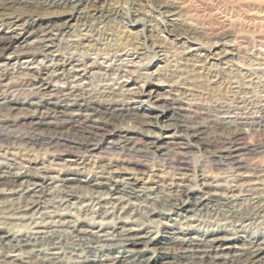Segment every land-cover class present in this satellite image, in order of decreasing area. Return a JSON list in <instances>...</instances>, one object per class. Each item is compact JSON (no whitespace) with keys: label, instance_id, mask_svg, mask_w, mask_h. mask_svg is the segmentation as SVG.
<instances>
[{"label":"rangeland","instance_id":"1","mask_svg":"<svg viewBox=\"0 0 264 264\" xmlns=\"http://www.w3.org/2000/svg\"><path fill=\"white\" fill-rule=\"evenodd\" d=\"M165 1L173 2L170 9L176 13L180 29L192 32L190 38H174L164 32H138L139 25H130L136 15L145 16L147 19L157 17L153 7L158 1L106 0L105 5L117 6L125 14V19L95 25L91 32L92 36L86 42L89 46L82 50H88L86 52L90 57H94L93 51H89L87 47L92 46L91 48L101 54L105 51L113 53L121 49L129 50L131 53L136 49L137 57L123 55L119 60L112 61L111 68L98 69L95 66L88 69L85 79L81 82L85 84L86 91H91L90 93H95L106 81L112 84L114 81L118 82L114 85L117 87L122 79L126 80L122 83L124 89L129 87L141 89L142 95L135 99L140 100V103H136L139 107L137 112H147L151 106L157 105L158 110L152 113L155 117L145 122L120 120L116 127L129 130L138 127L145 129V134L134 135L133 141L141 145L145 137H158L157 145L161 147L162 153L180 152L179 145L183 141V137L179 136L181 131L170 121L164 123L166 106L173 107L177 114L196 116L198 122L208 125L217 123L214 119L217 111L222 114L228 111L226 115L248 120V124L242 127V136L240 135L241 137L236 140V143L248 146L240 154L244 167L239 171L245 175H255L257 169H262L263 175L258 181L264 188V168H262L264 166V0ZM136 6L138 8H135ZM56 10L60 9H55V12L39 10L40 12H37L39 14L33 16L35 21L31 19L25 23L22 33L26 36L31 30L37 33L41 27H50L59 23L61 18L56 14L58 13ZM16 16H22L19 8H11L8 14L0 16V34L7 31L8 23ZM79 23V21L74 22L69 29L72 33L70 38L77 33L80 28ZM33 35L27 36L25 41H31ZM224 36L226 37L223 38ZM221 38L226 41L215 43L216 45L213 43ZM66 39V35L62 37L56 35L53 41L61 46L59 53L53 52L50 58H46L43 62H40L41 55L30 60V56L16 52L15 55L18 57L14 58L16 57L14 56L5 68L0 69L1 73L3 72V82L11 83L13 86L24 78L34 79L37 85L42 82L49 90L43 97L45 99L48 98V93L56 92L57 84L66 87L73 78L67 77L68 81L63 83L65 79L50 60L55 57L57 59L66 57L67 54L63 53L66 50L62 48L65 47ZM191 48L196 49L190 50ZM224 50H229L231 54ZM209 52H215L217 55L211 59ZM225 52V56L220 57ZM74 57L83 58L80 54ZM127 60H134L136 65L142 63L144 67L128 66L132 72L122 79H117L119 71L115 70L116 66ZM153 85H158L156 86L158 88L155 93H150ZM30 89V86L17 85L5 93L0 91V96L5 97L11 107L0 109V118L16 120L20 117L44 116L45 121H51L47 125L65 128L67 123L56 121V115L29 104L42 100L40 94H31ZM128 97L126 92H122L117 99L127 100ZM213 102H218L222 107L213 108ZM77 115L78 119L74 123L79 124L80 119H83L87 113L81 112ZM90 118L97 123L101 122L96 115ZM10 126L0 128V133L23 135L31 133L33 128L29 120L19 121ZM230 134L231 131L218 130L214 133H205L202 137L210 139L214 135L219 138L218 143H220ZM192 151L195 154L188 152L185 156L188 162L191 164L197 162L205 170L211 169L207 164L209 162L206 153H198L195 148ZM224 166L211 165L210 171L213 173L224 171L232 178L230 170ZM33 172L34 170L31 169L30 173ZM143 177L144 183L140 182L138 185L151 188L159 185L147 180L146 175ZM16 184L13 188L0 186V228L10 231L8 236L2 238L0 259L22 254V256H32L37 249H42L47 255L84 254L79 249L71 251L63 247L54 248L41 242L52 232H57L62 237L79 235L76 237L92 239L91 246L117 243L128 237L157 239L155 245L148 246L154 250H144L143 245H136L132 247L131 254L119 253L126 256L128 261L134 257L140 260L153 254V258L143 264H264V250L257 259H251L249 254L255 246L264 247V213L250 220L235 221L220 216H209L204 210L195 215L176 209L159 214L151 199L127 198L120 193L104 190L94 191L82 185L63 183L60 179L36 180L33 184H29L24 178H19ZM187 184L190 188L196 187L192 181H188ZM233 192L238 193L237 190ZM232 193L228 192V195ZM241 194L238 202L243 210L255 205L249 199V196L254 195L252 191H242ZM15 230H21L25 234L24 239L31 243L38 241L37 244L23 246L22 250L8 249V246L18 244L16 239L19 237L16 238L17 234L13 233ZM182 240L211 241L215 247L206 257L185 256L186 253H183L181 251L183 248L179 246V241ZM251 242L253 243L250 244ZM113 254H118L116 249L111 251L110 256ZM215 254L218 255L216 258L213 256ZM104 257L99 258L104 259ZM126 259L124 261L119 259L117 264H128L125 262Z\"/></svg>","mask_w":264,"mask_h":264},{"label":"bare ground","instance_id":"2","mask_svg":"<svg viewBox=\"0 0 264 264\" xmlns=\"http://www.w3.org/2000/svg\"><path fill=\"white\" fill-rule=\"evenodd\" d=\"M105 1L0 0V16L8 14L11 8H19L22 11V16L14 17V20L8 23L7 31L0 34V69L9 64L11 59L16 56V52L30 56V60L35 59L37 55H41L40 62H43L46 58H50L53 52L59 53L61 46L54 43V37L56 35H60V37L66 35L65 47H62L66 50V52H63L67 54L66 57L62 56L60 59L55 57L50 60L54 62L52 63L53 66L55 65V69L59 70V74L65 79L63 83H66L69 77L73 78L72 81H69V84L67 83L66 87L57 84L56 92L48 93L47 99L43 97L47 95L45 93L49 90L42 82L37 85L34 79L24 78L14 85L30 86L31 94H40L42 100L29 102V104L39 106L49 114L53 113L56 115V121L66 122L67 126L65 128L51 127L47 125L51 121H45L44 116L20 117L16 120L0 118V128L9 127L19 121L26 120H29L33 125L29 134L10 133L4 135V133H0V186L13 188L17 185L16 181L19 178H24V181L29 184H33L36 180L60 179L63 183L82 185L94 191L104 190L120 193L127 198L151 199L157 210L156 212L159 214L176 209L195 215L204 210L205 214L209 216H220V218L229 219V221L250 220L262 215L264 213V188L258 181L263 175L262 169H257L255 175H245L239 171L244 167L240 154L248 146L247 144L243 146L236 143V140L240 135L242 136V127L248 124V120L235 119L230 114V116L226 115L228 111L223 112V114L217 111L216 118H214L217 123L208 125L198 122L196 116L177 114L173 107L166 106L164 123L170 121L176 129L181 131L179 136L183 137V141L179 145L180 152L162 153L160 152L161 147L157 145L158 137H145L144 143L141 145L133 141L134 135H144L145 129L138 127L135 130H129L128 128L116 127L120 120L124 121L125 119L140 120L142 122L153 120L155 116L152 113L158 110L156 105L147 109V112H137L139 107L136 106V103H140V100L135 99L142 95L141 89L138 90V87L123 88L124 84L122 83L126 80L122 77H126L127 74L132 72L128 66L142 68L144 67L142 63L136 65L134 60L117 63L118 65L115 68L119 71L117 79H122L117 87L114 85H117L118 82L114 81V84H112L106 81L100 85V89L95 93L86 91L85 84L83 85L81 81L85 79L84 76L88 69L95 66L98 69L111 68L112 61L119 60L123 55L137 57L136 49L131 53H129V50L124 49L116 50L113 53L105 51L102 53L104 56H102L96 49L91 48L92 46L87 47L89 51H93L94 57H90L87 53L88 50H86L87 52L82 50L89 46L86 42L92 36L91 32H93L95 25L111 20L123 21L125 19V14L117 6L111 7L109 4L107 7ZM154 1H158V4L153 7V11L157 13L158 18L147 19L145 16L136 15L130 25H139L138 32H164L174 38H190L192 32L180 29L176 13L170 9L173 2ZM55 9H60L59 11L56 10L58 12L56 14L61 18L59 23L50 27H41L37 33H33L31 30L26 36L22 33L25 23L31 19L35 21L33 16L38 15L39 10L42 12H55ZM72 21H79L80 28L73 35V38H70L72 33L69 29L74 25ZM124 23L126 24V22ZM32 34H34L33 39L26 42L27 36ZM223 38L217 39L213 43L225 42L226 39L224 41ZM195 49L191 48L190 50ZM226 52L223 55L220 54L221 56L218 55L223 57ZM209 53H211L209 57L211 59L217 55H215V52ZM78 54L83 58L74 57ZM17 57L18 55L14 58ZM2 73L0 71V91L5 93L14 86L11 83L3 82ZM120 73L121 75H119ZM156 86L158 85L152 86L150 93L156 92L158 88ZM122 92H126V95L129 96L127 100L117 99ZM54 97H56L55 100ZM9 105L8 100L0 96V109H9L11 108ZM217 106L222 107L218 102H213L212 107ZM81 112H86L87 115L80 119L79 124L74 123L78 119L76 118L78 117L77 114ZM95 115L101 119L100 123L90 118ZM218 130H228L231 131V134L222 139L220 143H218L219 138L214 135L210 139L202 137L205 133H214ZM193 148L198 153L208 155L207 162L209 163L207 164H209V168L212 169L211 165L227 166L232 178L229 175L227 176L224 171L223 173H213L210 171L211 169L205 170L197 162L193 164L188 162L185 156L188 152L193 153ZM164 157L167 158L164 159ZM55 160L57 162H54ZM160 160L161 163H159ZM31 169L34 170L32 174L30 173ZM143 175L147 176V180L159 185L155 188L138 185L140 182L144 183ZM249 176L254 178H247ZM188 181L194 182L196 187L194 189L190 188L187 184ZM176 187L178 189H175ZM236 190L238 191L237 194L233 192ZM242 191H252V194H254L252 197L249 196V199L255 204L251 205L250 209L243 210L241 204L239 205L238 200L241 198ZM228 192L233 193L228 195ZM13 233L17 234L15 235L16 238L19 237L16 239L18 244L8 246V249L22 250L23 246L34 245L38 242L31 243L24 239L25 234L21 230H15ZM7 234H10V231L0 228V248H2V238L6 237ZM76 236L79 235L62 237L57 232H52L41 242H45L46 246L54 248L63 247L71 251L79 249L84 252L83 255L77 254L74 256L70 253L47 255L43 253L42 249H37L32 256H22L23 254L20 252L22 255L0 259V264H117L120 260L124 261L127 258L119 255V253L131 254L133 252L132 247L136 245H143L144 250H154L148 248V246L155 245L157 241V239L152 238L132 239L128 237L117 243L91 246L92 239H81V237L77 238ZM179 246L183 248L181 251L186 253L185 256H197L198 258L210 255L215 247L211 241L206 240H182L179 241ZM115 249L118 254L110 256L111 251ZM263 250L264 247L255 246V249L249 252L250 258L257 259ZM103 256H105L104 259L99 258ZM213 256L216 258L218 255ZM151 258H153V254L140 260L135 259V257L129 261L126 259L125 262L128 264H143Z\"/></svg>","mask_w":264,"mask_h":264}]
</instances>
